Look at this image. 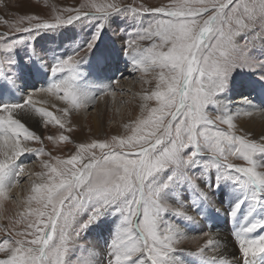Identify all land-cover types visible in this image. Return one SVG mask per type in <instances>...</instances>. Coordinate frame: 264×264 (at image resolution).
Segmentation results:
<instances>
[{"label":"snow or ice","instance_id":"snow-or-ice-1","mask_svg":"<svg viewBox=\"0 0 264 264\" xmlns=\"http://www.w3.org/2000/svg\"><path fill=\"white\" fill-rule=\"evenodd\" d=\"M68 11L67 17L56 15L53 20L21 17L19 24L24 20L29 24L12 25L15 33L24 34L19 39L0 33V80L14 85L19 78L14 70L15 51L26 40L28 60L48 71V61L31 41L44 32L93 23L90 34L69 45L71 54L53 52L50 82L34 89L64 101L61 116L36 107L33 93L18 103H0V198L7 196V186L23 171L18 158L44 152L27 146L26 142L41 141V137L18 116L33 118L35 112L45 123L64 129L71 112L95 103V94L80 86L81 66L113 16L132 12L167 17L140 29L137 39L124 48L134 70L159 69L154 71L155 87L143 93L141 109L147 115L132 122L130 135L81 143L67 159L54 158L55 165L44 162L47 171L37 175L47 180L34 183L28 198L37 207H27V215L20 214L33 231L16 232L22 238L12 242L4 239L0 264H90L79 252L87 249L91 254L95 249L77 241L81 233L108 216L118 220L106 242V259L94 258V264H182L176 245L187 238L189 225L200 222L189 209L200 217L209 209L220 211L210 193L221 186L230 189L227 216L234 221L232 235L243 264H257V255L264 254V235H253L257 230L264 232V136L257 141L237 135L234 116L220 97L237 70L253 72L264 82V51L260 57L251 55L257 41L264 49V0H173L168 7L155 8L85 0L80 8ZM241 36L243 44L237 43ZM152 38L159 42L148 48L137 43ZM97 90L103 94L106 89ZM149 101H155V106H149ZM243 102L250 104L247 97ZM209 106L224 111L213 119ZM217 121L227 129L218 127ZM58 139L69 137L61 134ZM230 158L243 160L246 166ZM203 235L207 237L204 245L188 253L199 257V264H217L218 258L220 264H238L235 259L226 262L217 236L210 231ZM210 248L211 256L206 254Z\"/></svg>","mask_w":264,"mask_h":264},{"label":"rangeland","instance_id":"rangeland-1","mask_svg":"<svg viewBox=\"0 0 264 264\" xmlns=\"http://www.w3.org/2000/svg\"><path fill=\"white\" fill-rule=\"evenodd\" d=\"M84 2L85 0H0V33L8 32L11 33L13 37L19 39L20 35L24 34L15 33V29L12 27V25L15 24L16 26L20 27H27L29 24L28 20H24L22 24H19L18 21L21 17L33 16L38 17L42 20H53L56 15H63L67 17V15L70 14L68 11L69 9L74 10L80 8L81 4H83ZM96 2L117 3L120 6H130L132 8H139L141 5L145 8H155L168 7L173 2V0H96ZM83 10L88 11L89 9L85 8ZM72 14H74V12ZM159 19H167V17L152 13L133 14L132 12L115 15L111 18L109 26L101 32L100 39L97 41V47L103 41L108 40V37H110L111 35L112 38H116L119 43H123V48H125L130 40L137 39L136 33L140 29L148 28L150 24H153L156 20ZM92 30L93 23L86 22L84 24L69 26L67 29H62L60 32H44L36 36L35 39L31 41V43L36 48V51L48 61V71L45 68L40 67L38 62L32 63L28 60L29 49L28 42L26 40V42L24 44H21L15 51L14 58L17 63L14 66V70L19 73V78L16 81L18 83H15V85L13 86L7 85L5 81L0 80V103L21 102L23 96H26L29 93H33L27 91H34V89L46 87L47 84L50 82V75H52L50 72V65L52 62L51 57L53 52H59L61 55L65 56L71 54V49L69 48V45L72 44L73 41L77 38L83 39L87 34H90ZM257 31H259V28L257 29ZM153 42L158 43V38L143 39L137 41L138 45L140 44L144 48H148V44H152ZM237 43L243 44L244 38L242 36L239 37L237 39ZM97 47H95L93 51ZM262 51H264V49H261L260 42L257 41L255 45V50L251 53V55L254 57H260ZM26 64H30L31 66L25 67ZM156 71H159V69H157ZM132 75L130 77L132 78L131 82H134L136 81V79H139L143 83V72L138 70V72L133 73ZM31 76L38 79L36 81H39L40 77H43L44 82L38 85H30L27 83L26 85L24 83V86L20 85L22 81L30 80ZM254 79L258 80L256 81L257 84L264 83L261 82L258 79L257 75L253 72L247 70H237L232 74L228 88L226 89L227 92L225 91L224 95L229 92V94L231 93L230 95L228 94L229 99L239 98L238 96L242 95L240 94V91L246 88L240 87L238 85L239 82L246 80L254 84ZM40 81H42V79ZM2 86L4 87V89ZM25 86H28L26 90H24ZM235 87L238 88L240 91L238 92L237 90H235L231 92V90L236 89ZM140 90L142 89H137L136 91L138 92ZM124 92L126 93V91ZM115 93L116 91H113V95H115ZM255 93H258V91H256ZM4 94L9 95L5 97L3 96ZM54 96L58 97L56 94ZM134 99V96L130 93V96L128 97H118V102L120 105L116 103V105L114 104V106L112 105L111 107L109 106V103H112L111 101H108L109 103L107 102L105 104L106 108L103 114L104 133L99 137L92 135L90 128V119H87V123L81 124V121H79L76 116L73 118V120L75 122H78L80 126L72 124L73 126L68 129H61L55 123L47 124L42 119L41 122L38 124L39 130L36 132L37 135L41 137V141L32 140L26 143L33 146L34 149L43 148L44 152L42 154H37L38 158H36V162L33 161L35 157H32L30 162L27 164L24 163V165L26 164L28 166L29 164L34 162V164H32V167L33 169H35L32 171H35L36 173L46 172L47 169L44 167L45 161H48L49 163L55 165L56 159L54 158L67 159L70 155L76 152L78 144H87L91 143L94 140H110L113 136L123 137L130 135L131 126L133 122L132 120L135 121L137 120V118L147 115L146 111L140 110L139 117L131 119L132 110H134L132 106L134 104ZM226 102H229V100ZM148 104L149 106H155V101H149ZM120 110H123L122 113L119 112ZM207 111L208 115L213 119L220 115V112L215 106H209ZM35 114L38 115V113ZM124 124L129 125V127L126 128ZM217 125L222 129H227V125L222 124L219 121H217ZM114 131L119 132L117 133ZM234 131L237 135H244L239 133L235 129ZM83 132L85 134L82 136L81 134ZM61 134L68 136L69 140L60 141L58 137ZM49 135L56 137L57 139L55 141L49 140L47 138ZM77 136H80V138H77ZM96 151L99 155V150L97 149ZM125 151L135 152L137 151V149L126 148ZM230 160L234 164L246 166V162L243 160L236 158H230ZM260 162L261 160L258 157V163ZM32 171L27 178L19 182L18 190L13 195L8 194L6 197L0 198V243H3L4 239H8L10 242H12L15 239L22 238L16 236V232L33 231V229L27 228V220H25L20 215L21 213H25L27 215V207H37L35 201L31 202V204L28 203V198L33 195L32 186L34 183H36L35 178L32 175ZM212 171L214 177L215 170ZM46 180L47 177L45 176L43 182H46ZM201 187H205V184L201 183ZM226 188V186H221V188L219 189L214 188L210 193L216 202V208H219L220 211L217 212L214 209H209L205 211L203 217H200L195 211L189 209V214L197 216V220L200 222L196 225H189V228L186 229L185 233L187 238L181 240L176 245L178 249V251L176 252V256L182 261V264H199V257H193L188 253L195 252L199 247L204 245L207 238H202L205 237L202 236L203 233L211 231L215 227L216 229L219 228L220 231H224L229 241L233 243L235 251L237 252L236 255L238 257V264H243L242 256L238 251V246L236 244L234 236L232 235L234 231V221L227 216V209L230 206V189L226 190ZM11 189H15L14 185L11 186ZM226 191H228L229 193H226ZM26 193H28L29 196L26 195ZM224 193L226 194V197L223 195ZM29 219L34 220V217H29ZM85 219H87L86 215L83 216L80 222L82 223ZM17 220H20V223H17ZM116 220H118V218L114 219L112 216H108L100 223L88 229L87 232L81 233L80 239L77 241V243L82 245H89L95 249V252L91 254L87 251V249L80 250L79 256L82 260L89 261L90 264H94V258L102 257L106 259V242L110 239V232L114 228ZM221 224L226 226V228L222 229L221 226L218 227ZM253 235H264V232L257 230V232ZM27 238L31 239L32 237L28 236ZM206 254L208 255L209 253ZM259 256L260 254H258L255 258L257 264H264V259H259ZM0 258H3L2 253H0ZM75 258L76 256L73 257V259Z\"/></svg>","mask_w":264,"mask_h":264},{"label":"bare ground","instance_id":"bare-ground-1","mask_svg":"<svg viewBox=\"0 0 264 264\" xmlns=\"http://www.w3.org/2000/svg\"><path fill=\"white\" fill-rule=\"evenodd\" d=\"M111 38L112 36L110 35V37H108V40L103 41L94 51H92V53H90L87 59L85 60V63L81 66V72L84 75L82 77V81L80 82V86L88 88L91 93L95 94L96 96L95 103L91 104L86 110L80 109L78 111L74 110L73 112H71L67 118L68 122L65 124V129L71 128L73 126L72 124H76L80 126L78 122H75L73 120V118L76 116L77 119L81 121V124L87 123V119H90L91 133L92 135L99 137L104 133L103 114L106 108L105 104L108 101L112 102V103L108 102L109 106L112 107V105L114 106V104L116 105V103L119 104L118 102L119 96L124 98L126 96L127 97L130 96L131 93V95H133L135 98L134 104L132 105L134 110H132L131 119L137 118L140 115L139 111L140 110L142 111L141 104L143 101L141 97L144 93V90L151 91L155 87L156 81L154 79V71L158 72L156 71L157 69L154 71H150L148 73H144L143 83L139 79H136V81L131 82L132 79L130 78L131 75L133 73L138 72L139 69H135V70L133 69L131 64V56L124 54V48L122 45L123 43L121 42L119 43L116 38H112V39ZM150 45L151 44L149 43L148 46L150 47ZM139 46L141 48H144L140 44ZM41 79L42 81H40ZM36 80L38 79L31 76L30 80H24L20 83V85L24 86V83L25 85L26 83L30 85L33 84L38 85L44 82L43 77H40L39 81ZM253 81L254 84L246 80L240 81L238 85L240 87H246V88L240 91L238 88L235 87L236 89L231 90V92L235 90H237L238 92L240 91L241 92L240 94L242 95L238 96L239 98L229 99L228 97L231 93L229 94L228 92L225 95L223 94V96L220 97V99L223 102V104L228 106L229 114L234 116L233 123L235 124V130L252 139L256 138V140L259 141L260 138L264 136V83L257 84L256 81L258 80L255 79ZM99 87H105L106 90L103 94H101V92L97 90V88ZM27 88L28 86H25L24 90H26ZM137 89H142L143 91L140 90L137 92L136 91ZM113 91H116L115 95H113ZM124 91H126V93ZM256 91H258V93H255ZM27 92H33V99L36 102V107H44L47 110L53 112L58 117L62 115L60 109L66 107V104L64 103V101L60 100L59 97H55L54 96L55 94L35 93V91H31V90ZM8 95L9 94L6 95L4 94L3 96L6 97ZM245 97L249 99L250 104H245L243 102ZM228 100L229 102H226ZM122 111L120 110L119 112L122 113ZM223 111L224 109L221 108L219 110L220 114ZM32 116L33 118H25L20 116H18V118H21L22 122H24L26 126L29 127L31 130L37 132L39 130L38 124L41 122L43 118L40 117L39 114L36 115L35 113H33ZM114 132L118 133L119 131H114ZM84 134L85 133L83 132L81 135L83 136ZM80 136H77V138H80ZM27 146L33 148V146L29 144H27ZM32 157H35L33 161L36 162V158H38V155L36 153H25L22 157L18 158V165L19 164L23 165V171L21 172V175L18 179L13 178L14 182L10 183L7 186L6 189L7 195L8 194L13 195L18 190L19 182L27 178L31 174V171L35 169V168L33 169L32 167V164H34V162L29 164L28 166L26 165L27 163L30 162ZM24 163L26 164L24 165ZM32 172H33L32 175L35 178V182L42 183L45 176L37 175L38 173H36L35 171ZM41 173H45V172H41ZM12 185H14L15 188L13 190L11 189ZM26 195H28V193H26ZM220 226L222 229L226 228V226L222 224L219 225L218 227ZM222 231H220L219 228L216 229L215 227L210 232L214 236H217V238L219 239V244L217 247L220 250V252L223 254V256L226 258V262H229L233 259L238 261V257L236 255L237 252L235 251L233 243L229 241L224 231L223 232ZM202 238H207V237H202ZM207 253H209L208 255L211 256L213 254V249L210 248ZM259 257H260L259 259L261 260L264 259V254H260ZM217 264H220L219 258L217 259Z\"/></svg>","mask_w":264,"mask_h":264},{"label":"flooded vegetation","instance_id":"flooded-vegetation-1","mask_svg":"<svg viewBox=\"0 0 264 264\" xmlns=\"http://www.w3.org/2000/svg\"><path fill=\"white\" fill-rule=\"evenodd\" d=\"M227 189H229V188L227 187V188H226V190H227ZM226 193H229V192H228V191H226ZM223 195L226 197V194H225V193H224ZM229 197H230V195H229Z\"/></svg>","mask_w":264,"mask_h":264}]
</instances>
